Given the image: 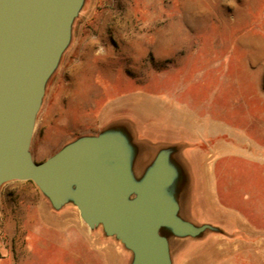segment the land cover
Masks as SVG:
<instances>
[{"label":"rangeland","instance_id":"1","mask_svg":"<svg viewBox=\"0 0 264 264\" xmlns=\"http://www.w3.org/2000/svg\"><path fill=\"white\" fill-rule=\"evenodd\" d=\"M108 129L129 141L137 178L175 147L179 217L218 229L162 232L172 264H264V0H84L32 159ZM59 211L30 182L0 187V264H130L74 206Z\"/></svg>","mask_w":264,"mask_h":264},{"label":"water","instance_id":"2","mask_svg":"<svg viewBox=\"0 0 264 264\" xmlns=\"http://www.w3.org/2000/svg\"><path fill=\"white\" fill-rule=\"evenodd\" d=\"M84 0H0V187L30 182L59 211L71 204L89 230L100 227L130 264H172L167 237L217 232L179 217L175 147L158 150L137 178L133 151L117 129L81 136L36 163L30 153L46 84L69 45Z\"/></svg>","mask_w":264,"mask_h":264},{"label":"crops","instance_id":"3","mask_svg":"<svg viewBox=\"0 0 264 264\" xmlns=\"http://www.w3.org/2000/svg\"><path fill=\"white\" fill-rule=\"evenodd\" d=\"M59 212H60L59 214H62V216H65V213H64L63 211H59ZM54 214H55V215H53V216H56L57 213H54ZM73 221H74V220H73ZM75 222L81 227V229H82L83 232H84V229L82 228V226L80 225V223H78L77 221H75ZM84 234H85L87 237H89L87 233L84 232Z\"/></svg>","mask_w":264,"mask_h":264}]
</instances>
